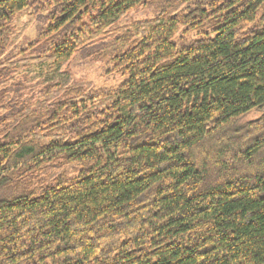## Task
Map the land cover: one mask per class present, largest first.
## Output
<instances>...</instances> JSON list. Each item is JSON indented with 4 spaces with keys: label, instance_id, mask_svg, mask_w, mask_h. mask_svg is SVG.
<instances>
[{
    "label": "trees",
    "instance_id": "trees-1",
    "mask_svg": "<svg viewBox=\"0 0 264 264\" xmlns=\"http://www.w3.org/2000/svg\"><path fill=\"white\" fill-rule=\"evenodd\" d=\"M27 8L32 52L119 82L0 68V264H264V0H0V59Z\"/></svg>",
    "mask_w": 264,
    "mask_h": 264
},
{
    "label": "rangeland",
    "instance_id": "rangeland-1",
    "mask_svg": "<svg viewBox=\"0 0 264 264\" xmlns=\"http://www.w3.org/2000/svg\"><path fill=\"white\" fill-rule=\"evenodd\" d=\"M118 23L129 29L136 28L139 34H144V27L149 28L157 20L151 13L136 11L122 16ZM13 25L15 34L9 51L0 59V68H7L11 72L10 84L18 82L25 85V96L41 101L43 96L39 90L51 82L60 84L61 90L73 84H82L92 91L113 88L118 84L119 79L107 78L100 65L83 62L75 55L65 63L55 64L46 55L32 52L30 47L37 45L35 42L42 23L30 8L19 12L13 19ZM61 90L51 93L50 97L58 95ZM256 116V113H251L245 120Z\"/></svg>",
    "mask_w": 264,
    "mask_h": 264
}]
</instances>
